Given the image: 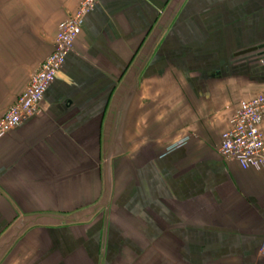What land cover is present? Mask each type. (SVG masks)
<instances>
[{"label": "crops", "instance_id": "obj_1", "mask_svg": "<svg viewBox=\"0 0 264 264\" xmlns=\"http://www.w3.org/2000/svg\"><path fill=\"white\" fill-rule=\"evenodd\" d=\"M79 2L0 0V117ZM74 41L0 138V264H264V169L219 153L264 0H98Z\"/></svg>", "mask_w": 264, "mask_h": 264}, {"label": "built area", "instance_id": "obj_2", "mask_svg": "<svg viewBox=\"0 0 264 264\" xmlns=\"http://www.w3.org/2000/svg\"><path fill=\"white\" fill-rule=\"evenodd\" d=\"M79 1L75 12L58 23L51 52L31 75L24 90L0 117V138L38 111L46 88L72 49L84 15L98 0ZM263 120L264 92H261L241 102L228 118V126L220 136V155L236 161L243 169H264V137L260 130ZM260 251L264 254L263 247Z\"/></svg>", "mask_w": 264, "mask_h": 264}, {"label": "water", "instance_id": "obj_3", "mask_svg": "<svg viewBox=\"0 0 264 264\" xmlns=\"http://www.w3.org/2000/svg\"><path fill=\"white\" fill-rule=\"evenodd\" d=\"M249 50H251V49H249ZM249 50H247V51H249ZM241 52H246V51H241Z\"/></svg>", "mask_w": 264, "mask_h": 264}, {"label": "rangeland", "instance_id": "obj_4", "mask_svg": "<svg viewBox=\"0 0 264 264\" xmlns=\"http://www.w3.org/2000/svg\"><path fill=\"white\" fill-rule=\"evenodd\" d=\"M96 5V4H95Z\"/></svg>", "mask_w": 264, "mask_h": 264}]
</instances>
